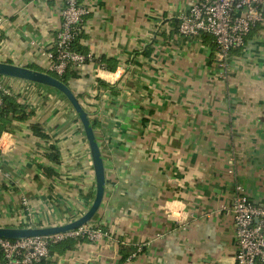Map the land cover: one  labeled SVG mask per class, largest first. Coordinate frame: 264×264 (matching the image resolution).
I'll return each mask as SVG.
<instances>
[{
	"label": "crops",
	"instance_id": "obj_1",
	"mask_svg": "<svg viewBox=\"0 0 264 264\" xmlns=\"http://www.w3.org/2000/svg\"><path fill=\"white\" fill-rule=\"evenodd\" d=\"M80 1L89 13L78 44L92 60L71 89L105 166L89 223L104 236L53 261L122 264L124 247L138 252L123 264H236V184L264 205V24L224 70L213 39L179 34L181 15L201 0ZM63 9V0H0V62L46 72ZM2 80L33 115L0 135V228L79 219L96 180L78 115L51 88ZM52 146L58 163L46 157Z\"/></svg>",
	"mask_w": 264,
	"mask_h": 264
},
{
	"label": "built area",
	"instance_id": "obj_2",
	"mask_svg": "<svg viewBox=\"0 0 264 264\" xmlns=\"http://www.w3.org/2000/svg\"><path fill=\"white\" fill-rule=\"evenodd\" d=\"M63 1L62 26L53 51L46 53L45 67L47 73L58 76H63L70 68L81 71L92 60L91 55L73 49V43L82 31L83 18L89 10L80 0ZM262 24L264 0H201L181 15L179 34L185 38H199L203 34L212 36L218 63L227 70L232 52L241 49L252 29ZM2 95H13V91L0 77V106ZM235 193L231 212L237 243L236 264H264V205L251 201L241 185L236 184ZM103 236L101 230L88 224L48 237L0 238V264H39L51 258L52 244L77 237L97 241Z\"/></svg>",
	"mask_w": 264,
	"mask_h": 264
},
{
	"label": "water",
	"instance_id": "obj_3",
	"mask_svg": "<svg viewBox=\"0 0 264 264\" xmlns=\"http://www.w3.org/2000/svg\"><path fill=\"white\" fill-rule=\"evenodd\" d=\"M0 76L20 79L51 88L62 94L67 99V101L70 103V105L78 115L85 132L92 156L96 180V193L94 201L88 211L79 219L66 225L53 227L0 228V238L19 240L33 237H48L73 231L82 226L88 225L102 207L106 185L108 184L101 151L97 143L96 134L92 127L88 112L85 110L80 99L71 89V87L67 86L61 80L47 72L33 70L25 66L0 62Z\"/></svg>",
	"mask_w": 264,
	"mask_h": 264
},
{
	"label": "trees",
	"instance_id": "obj_4",
	"mask_svg": "<svg viewBox=\"0 0 264 264\" xmlns=\"http://www.w3.org/2000/svg\"><path fill=\"white\" fill-rule=\"evenodd\" d=\"M200 38H203L204 40L213 39V37L208 34H203L201 35ZM80 39H81V34L74 41L73 49L76 52L85 54V51L78 44ZM213 45L216 48L214 41H213ZM111 69L113 70L114 68H111ZM78 73L79 71L77 69L70 68L67 70V72L63 76H58L53 73H50V74L58 78L59 80H61L67 86L71 87L72 81L77 76ZM96 82L98 84V87L100 88L105 87V84L101 80L97 79ZM78 98L80 99L79 95H78ZM32 115H33V112L29 111L25 105L20 104L15 95H2L1 96V106H0V135L4 133L5 131H8L13 121L15 120L24 121V120H27ZM92 126L95 128V122L92 123ZM32 130L37 137H40L45 140L48 139V136L44 133V130L42 129L40 125H36V124L32 125ZM46 157L48 158L50 162L58 163L59 158H60V152L55 146H52L49 148L48 153H46ZM89 241L91 240L88 239L87 237H77V238L66 239L57 244H52L50 246L51 258L48 260H43L39 264H56L52 259V257L55 254H58L60 256L64 255L70 251L75 250L76 248H78V246L82 245L83 243H86ZM136 252H138V250H135L134 252L133 251L129 252V251H126L124 247H121V255H122L121 263L122 264L125 263L129 259V257L132 256L133 253L135 254Z\"/></svg>",
	"mask_w": 264,
	"mask_h": 264
},
{
	"label": "rangeland",
	"instance_id": "obj_5",
	"mask_svg": "<svg viewBox=\"0 0 264 264\" xmlns=\"http://www.w3.org/2000/svg\"><path fill=\"white\" fill-rule=\"evenodd\" d=\"M1 78L5 77V76H0Z\"/></svg>",
	"mask_w": 264,
	"mask_h": 264
}]
</instances>
